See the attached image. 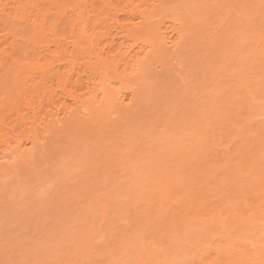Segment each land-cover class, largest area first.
I'll use <instances>...</instances> for the list:
<instances>
[{
    "label": "rangeland",
    "instance_id": "1",
    "mask_svg": "<svg viewBox=\"0 0 264 264\" xmlns=\"http://www.w3.org/2000/svg\"><path fill=\"white\" fill-rule=\"evenodd\" d=\"M95 5L108 57L122 41L118 25L142 21L132 6L148 8L144 25L180 36L179 46L162 43L166 55L127 67L122 81L115 57L118 71L95 90L113 88L127 103L134 91L132 107L90 101L80 122L13 154L0 175V264H240L227 248L263 236L264 0ZM85 83L68 89L85 94Z\"/></svg>",
    "mask_w": 264,
    "mask_h": 264
},
{
    "label": "bare ground",
    "instance_id": "2",
    "mask_svg": "<svg viewBox=\"0 0 264 264\" xmlns=\"http://www.w3.org/2000/svg\"><path fill=\"white\" fill-rule=\"evenodd\" d=\"M95 2L101 8L118 12L116 4L126 0H0V175L10 172L9 161L14 153L18 159V153L29 154L40 147L44 134L50 132L52 126L80 122L90 101L101 106L106 104L109 111L134 105V91L127 103L124 95L112 93L113 88L103 87L100 93L95 90L106 83L111 72L118 71L120 63L114 64L115 57L120 56L125 62L119 78L122 81L134 72L128 73L127 67L141 70L150 55H166L167 47L162 43L171 49L179 46L180 36L169 40L170 37L162 36L164 33L159 27L151 29L144 25L148 8L139 10L130 6V11L139 12L142 21L118 25L117 36L122 41L116 46L115 55H104L96 44L103 34L95 28L100 16L95 11ZM114 22L118 24L117 20ZM135 42L142 47L133 55ZM125 43H129L128 46H124ZM81 66L88 69L91 76L84 79L81 74L77 75ZM84 83L88 84L85 94L68 89V85ZM56 89L73 102L72 106L55 101ZM49 105H53L54 110L49 109ZM262 227V238L255 234L257 240L262 239L258 244L264 243V224ZM249 237L242 238L246 241L241 242L239 251L227 248L224 252L237 263L240 260V264L241 260L264 264V248L260 247L263 244L257 246L253 234Z\"/></svg>",
    "mask_w": 264,
    "mask_h": 264
}]
</instances>
